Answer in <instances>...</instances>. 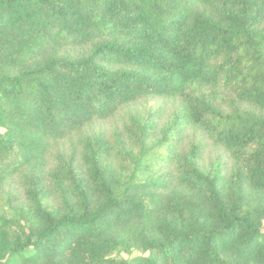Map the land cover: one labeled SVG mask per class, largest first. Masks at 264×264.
I'll return each mask as SVG.
<instances>
[{
  "label": "trees",
  "instance_id": "16d2710c",
  "mask_svg": "<svg viewBox=\"0 0 264 264\" xmlns=\"http://www.w3.org/2000/svg\"><path fill=\"white\" fill-rule=\"evenodd\" d=\"M0 264H264V0H0Z\"/></svg>",
  "mask_w": 264,
  "mask_h": 264
},
{
  "label": "rangeland",
  "instance_id": "374dc122",
  "mask_svg": "<svg viewBox=\"0 0 264 264\" xmlns=\"http://www.w3.org/2000/svg\"><path fill=\"white\" fill-rule=\"evenodd\" d=\"M146 106H148V107L153 106L154 107V103L153 102H148L146 104ZM155 106L156 107H154V110L157 109V105H155ZM142 107L144 108V105ZM118 120L119 119L116 118L113 121H110V122H107V123H103V124H100V125H96L95 130L96 131H103V132H105L107 134H111V132L116 128V126H119Z\"/></svg>",
  "mask_w": 264,
  "mask_h": 264
}]
</instances>
